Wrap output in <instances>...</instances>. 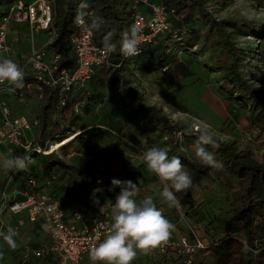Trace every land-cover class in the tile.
<instances>
[{"label":"rangeland","instance_id":"374dc122","mask_svg":"<svg viewBox=\"0 0 264 264\" xmlns=\"http://www.w3.org/2000/svg\"><path fill=\"white\" fill-rule=\"evenodd\" d=\"M202 2L208 12L217 20L229 19L243 21L244 23L252 21L254 26H264V0H202ZM193 19H195L193 20V27L196 30L198 29L195 38L188 33L187 35L183 34L186 33L184 28L179 29L182 42H187L189 39L193 46H179L177 42L171 39H168L169 41L166 44L164 43L167 41L166 36H161L155 40L152 46L155 47V45L160 44L162 52L158 51V53L160 56L165 55H163L162 60H159L162 63L154 74L146 77L136 74L135 79L131 80L133 76L127 74V66L125 65L122 66L123 68L120 67L119 73L107 68L97 72L87 86L89 95L88 99L84 101L88 102V107L82 109L77 104L73 105V116L70 122L64 128L62 125L58 126L61 130L59 138L63 139L77 135L74 142L71 141L62 148L50 152L54 156H39L37 159L43 163H48L54 157H60L62 162L66 161V163L74 164L76 157L65 159L64 155L68 152L66 153L64 150L68 147H72L74 150L78 148L79 144L88 142V127L94 128L95 131L102 134L105 138L111 139L110 131H114L120 137L125 138L126 125L121 124L119 126L117 124L120 121L111 103L116 97L117 84L125 83V85L133 88L143 105L153 107L168 122L177 123L187 129L199 122L206 124L208 131L214 136L217 146L208 145L205 147L208 151L215 154L218 161H220V153L225 148L233 151H249L251 157L259 161L264 156V125L248 126L246 115H252L255 107L251 110L252 112L249 109L246 110L247 108H242L238 105V102L229 99L227 93L219 88V86L226 87L220 81L221 74L216 69H210L206 65L205 59L208 52L201 49L200 38L205 26H202L198 17H193ZM173 29H177V25L173 24ZM254 30L257 35L261 32L259 29ZM226 31L235 46L239 47L244 55L239 62V71L242 78L248 83L250 88L264 95V34L258 37L254 33H250L245 26L238 28L231 26L226 28ZM37 38L38 34H33V41H31L28 33L16 28H10L8 31V41L12 44L15 57L19 61L30 51L32 42L34 46L36 45ZM150 49L149 47L146 48L149 51ZM164 50L166 51L165 53H163ZM153 60L148 58L146 64L155 63V60ZM161 67H166L164 73L159 71ZM23 72L24 74L28 73L26 68L23 69ZM37 102L38 96L32 90L29 92L28 97L15 98L10 106V111L14 115L32 119L34 118ZM124 120L127 121L126 119ZM141 124L143 126L142 130H146V126L148 129L150 127L144 120H142ZM150 130L153 131L154 128H150ZM34 132V129L31 130L32 135H34ZM176 137L178 139V152L193 162L199 163L192 147L198 139L196 130L193 129L189 137L180 135ZM113 140L115 141L114 138ZM117 140L119 141L118 144L121 145L122 151H124L123 149L127 150L124 151L125 155L113 153L109 156L102 154L101 150L93 151L97 146L96 144H93L95 147H91L92 150L89 153H83V155L89 158L93 156L92 161L103 158L111 163L113 161L119 162L121 166L116 171H113V174L120 176L121 180L123 177L128 178L133 175V171L142 166L139 159V156L142 158V153L135 155L134 159V153L130 149L131 146H127L122 140ZM50 144L52 148L54 142ZM109 147H112L111 144ZM166 148L168 149L167 145ZM135 166L137 167L136 169H134ZM210 170L212 169L210 168ZM95 173L100 172L96 171ZM153 180H155L152 184L156 188L155 195L157 198L162 199L160 192L163 189V184L159 179ZM238 186L239 182L229 175H222L221 172L218 174L214 171L211 172L207 180H204L200 186L192 190V197L198 208V224L184 216L183 212L176 206H168V211L171 212L175 220V223H172L174 225L173 235L178 237L183 232L181 228L185 230L186 226H189L206 246L208 236L213 237L215 240L228 235L231 238H235L240 244L239 252L235 254L234 260L241 255L250 257L249 253L252 251L245 244L239 226L230 220V210L235 206V194ZM263 235L264 230L260 232V237H263ZM255 245L258 247V243H255ZM177 257L176 254L165 257L145 256L141 252L137 254L132 264H178L179 262L176 261ZM252 257L254 259L253 263L259 264V258L254 257V255ZM19 259L20 264H31L29 259L26 261L20 254Z\"/></svg>","mask_w":264,"mask_h":264},{"label":"trees","instance_id":"16d2710c","mask_svg":"<svg viewBox=\"0 0 264 264\" xmlns=\"http://www.w3.org/2000/svg\"><path fill=\"white\" fill-rule=\"evenodd\" d=\"M14 0H0V16L3 14L6 7ZM25 1V0H24ZM53 1V19L50 29L53 31V41L44 47L46 55H56V65L58 69H65L70 72L74 68L73 54L69 44V36L73 30L74 12L73 5L75 0H52ZM161 3L172 18L173 24L177 25V30L184 28L186 33L191 37L197 36V30L193 27V17H198L205 30L201 35V49L208 52L205 63L210 69H216L221 74V82L226 87L219 86L220 89L227 93V97L238 102V105L246 110H252V115H246L248 126L264 125V95L249 87L248 83L242 78L239 71V62L244 56L241 49L233 43L230 39L226 28L231 26L243 27L245 26L250 33H256L254 29H259L261 32L258 37L263 36L264 26H254L252 21L244 23L243 21L229 20V19H215L206 9L202 0H155ZM90 9L98 17L104 21L99 32L92 35V44L95 46H103L102 41L104 35L112 30L116 31L115 40L119 39V35L125 29L130 28V9L125 0H88ZM166 36V43L170 39ZM193 41V40H192ZM197 42V41H196ZM146 45V60L148 58L154 59L155 63H147L146 72L151 69L159 68L163 55H159L160 44L152 46ZM179 46L190 47L193 46L188 39L187 42H182ZM166 48V47H165ZM144 49L139 56L134 58L145 57ZM158 54H157V53ZM166 51L164 50L163 53ZM159 57V59H157ZM131 58L123 59V56L117 51L109 56L108 62L116 64L122 61V66L129 63ZM153 60V61H154ZM147 62V61H146ZM149 64V66H148ZM151 64L152 67H151ZM121 66V68H123ZM103 68H107L113 72L119 73L120 68L114 69L108 66H103L94 71L93 75L85 86L72 94H70L64 102L62 107H58L57 90L47 89L41 87L36 90L38 102L34 110V118L36 126L34 128L33 143L39 148L47 149L51 142L59 143L63 139L59 125L66 126L72 118L73 105L81 104L85 99H88L89 91L88 85L95 77L97 72ZM24 87L15 89L16 94L13 96H0L1 100L12 97H28V87H35L34 79L29 73L24 74ZM121 91L125 94H130L136 104V110L146 116L150 127L158 130L164 135V140L168 149L169 158L178 157L184 165V170L188 171L192 177V186L180 193H175L178 203L175 205L183 212L184 216L191 219L198 224V208L192 197V190L195 187L209 178L210 168L200 163L193 162L178 152L177 135L182 137H189L188 129L177 124L170 123L168 120L157 113V111L150 106L143 105L139 98L135 96L131 89L125 87V83H121ZM120 92V93H123ZM20 95V96H18ZM5 102V101H4ZM8 102V101H7ZM5 102L9 107L10 103ZM247 106V107H245ZM252 112V111H251ZM247 114V113H246ZM249 114V113H248ZM222 152V151H221ZM41 156V155H40ZM54 156L52 153L41 157ZM220 162L223 164L222 171L239 182L238 190L235 194V206L230 210V220L239 226L241 236L252 251L249 253L250 257H243L242 255L234 260V256L239 252V245L235 238L224 235L218 239L208 236L207 246L202 251H198L192 256L191 264H254L253 255L259 258V264H264V235L260 237V232L264 230V156L259 161L251 157L250 152L246 150L233 151L225 148L220 153ZM58 166L62 169L70 168L64 165L55 157L48 163L41 161V173L48 174L50 169ZM30 176V175H28ZM32 177V176H31ZM34 178V177H33ZM263 233V232H262ZM258 243V247L255 245ZM256 246V247H255ZM171 253V252H169ZM173 254V253H172ZM167 254L166 256H171ZM182 257H177L176 261L180 264ZM174 261V259H173ZM233 261V262H232ZM35 264H54L50 261H34Z\"/></svg>","mask_w":264,"mask_h":264},{"label":"built area","instance_id":"2783aa9c","mask_svg":"<svg viewBox=\"0 0 264 264\" xmlns=\"http://www.w3.org/2000/svg\"><path fill=\"white\" fill-rule=\"evenodd\" d=\"M130 13V27L135 26L140 35V54L146 45H153L161 36L169 35L172 41L181 43L179 30L172 28V18L166 8L155 0H125ZM80 0H75L73 5L74 17ZM52 0H14L0 16V60L12 59L16 62L12 44L7 35L11 26H23L32 41L33 34L44 32L48 34L47 41L40 47L31 46L23 61L18 64L23 71L34 79L35 88L41 87L57 90L58 107L64 105L67 97L73 92L83 88L89 81L94 71L103 66L118 69L122 61L110 64L108 57L102 55L103 46L92 44V36L85 38L82 28L73 22V30L69 36V44L73 54L74 68L68 72L58 69L56 55H46L44 47L53 41V31L50 29L53 19ZM140 9H143L141 11ZM91 11V10H89ZM92 12V11H91ZM139 54V55H140ZM139 55L129 57L134 58ZM123 59H127L123 57ZM166 67L159 71L164 73ZM28 88V86H27ZM16 92L7 82L0 84V96H13ZM20 96V95H18ZM36 126L35 118L26 119L14 115L10 107L0 99V148L7 154L13 155H47L52 152L51 145L47 149L39 148L33 140H27L25 132H30ZM73 152L67 154V158ZM120 180V176H116ZM104 179L99 174H94V183L102 185ZM48 179L38 182L37 179L27 176L24 186L16 192L19 200L7 201L3 192L0 193V217L4 212L12 215H24L27 222H39L41 231L45 234L47 242L39 247L24 246L21 257L26 261H50L54 264H87L91 248L97 243V238L103 239L112 228L110 216L111 204L116 196L108 200H99L98 215L90 224H77L80 212L74 210L71 220L66 219L65 213L52 192L40 191V185L47 187ZM53 211H49L53 208ZM104 206V207H103ZM103 207V208H102ZM23 218L17 220V227L21 226ZM206 245L197 237L195 232L186 226L184 232L178 237L171 235L167 242L162 243L146 255L165 257L169 252L182 257L180 264H191L192 256L204 250Z\"/></svg>","mask_w":264,"mask_h":264},{"label":"crops","instance_id":"0c3cea01","mask_svg":"<svg viewBox=\"0 0 264 264\" xmlns=\"http://www.w3.org/2000/svg\"><path fill=\"white\" fill-rule=\"evenodd\" d=\"M140 10L143 11V9ZM10 28H16L20 31L22 30L27 33L23 26H11ZM35 34H38V38L35 42L36 45L34 46V43L32 42V46L40 47L47 41L48 34L44 32H38ZM144 47L145 49L143 51V55H145V57L131 58L129 63L125 65L127 66V74L133 76L131 77V80L135 79L136 74L141 75V77H146L156 72V69H151L150 71L146 72V46ZM27 54L23 56L21 61L17 60V57H15L16 62L20 64L23 59L27 56ZM117 87L118 89L116 90V97H114L113 102L111 103L113 104L115 108L114 111L117 113V118L120 121L117 124L119 126L121 124L126 125V135L124 134L125 138L120 137V135L114 133V131H110V134L112 135L111 139L105 138L102 134H99L97 131H95L94 128L88 127V142L79 144L78 148L74 150L72 149V147H68L64 150L66 153H70L71 151L73 152V156L70 158L76 157L74 164L66 163V161L62 162L60 160V157H55L57 160L61 161L64 165L69 166L70 168L62 169L58 166H54L50 169L48 174L43 175L41 173V160L37 159V157H39L40 155H29L33 163L24 171H5L0 168V193L3 192L5 194L7 201L20 199L16 192H18L24 186L25 180L28 175L37 179L39 184L41 181L48 179L50 181V184L47 187L40 185L39 190L49 191L54 194L59 205L65 213L66 219L71 220L72 212L74 210H78L80 212V220H78L76 223L90 224V222L98 215V204L93 203V193L96 192L95 198L99 200H108L111 199V197L117 196L119 194V188H115L112 191H109V188L111 187V180L113 178L116 179V176L115 174H113V171H116V169L120 168L121 164L115 161L111 163L109 161H105L106 159L103 158L101 160L96 159L92 161L93 156H91V158L85 157L83 153H89V151L92 150L91 147H95V145L93 144H96L97 146L93 149V151L101 150L102 154L109 156L113 153H118V155H125L124 151L127 150L123 149L124 151H122L121 145L118 144L119 141L117 139L125 142L127 146H131L130 149L134 153V159L135 155H138L140 153L143 154L145 150L153 146L163 148L165 151L167 150L166 143L165 141H163L164 135L162 133H160L156 129L152 131L150 130L151 127H149L148 129L147 126L145 127L146 130H142V120L146 121V124L150 126L146 116L136 110V104L132 96L130 94H125L123 91H121L122 88L120 85L117 84ZM125 87L131 89L133 94L137 96L133 88H131L129 85H126ZM27 89L29 90V92L33 90L35 93L37 90L35 87H28ZM11 98L12 97H8L4 100L5 102L8 101L7 103H10V106L14 102V99L12 100ZM77 106L82 109H85L88 107V102L83 101ZM123 118L127 121H125ZM24 137L27 140H33V135L30 132H25ZM76 137L77 135L71 136L69 138H63V140L58 144L55 142L53 145H60V147L56 148L53 151L62 148L64 145L68 144L71 141L74 142ZM113 138L115 139V141L113 140ZM110 144L112 146L111 148L109 147ZM0 154L7 153L0 148ZM67 154L64 155L65 159H69L67 158ZM139 159L141 160L142 166L137 168L136 165L134 169H137H133V175L129 176L128 178L123 177V179L121 180H130L133 183L137 184L139 189L136 196L137 201L139 202L145 197H151L156 206L162 210L165 217L171 223H175L171 212L168 211V205L162 202V199L157 198L155 195L156 188L153 187L152 184L153 181H155L153 179L158 178L148 171L141 156H139ZM96 171L100 173H95ZM213 171L217 172V174L221 172L222 175H226L222 171V169H212L210 170L209 174ZM94 174H99L103 177L104 182L102 185H96L94 183ZM98 189L100 191H96ZM110 216L112 217L111 212ZM20 218H23V223L21 226L17 227V220ZM9 228L15 230L17 234L15 237L17 247L15 248V250L10 249L9 246L3 240V236L0 235V264H20L19 254L21 253V250L24 246L36 248L47 242L45 234L41 231L39 227V222H27L24 219L23 214L12 215L8 212H4L0 217V233L7 234ZM183 229L184 228H181V231L184 232ZM139 253L141 252L138 251L137 254ZM143 254L146 256L145 253ZM29 262L31 264L35 263L32 259H30ZM87 264H91V261H87Z\"/></svg>","mask_w":264,"mask_h":264},{"label":"clouds","instance_id":"9594fccd","mask_svg":"<svg viewBox=\"0 0 264 264\" xmlns=\"http://www.w3.org/2000/svg\"><path fill=\"white\" fill-rule=\"evenodd\" d=\"M89 9L88 0H80L74 17V23L82 28L85 38L99 32L104 23L102 18ZM115 36V30L104 35L102 41L104 57L117 51L125 58L140 54V35L135 26L122 31L118 40L114 39ZM23 81L24 72L14 60H0V84L7 82L15 90L24 87ZM193 129L198 135L196 143L192 146L197 161L211 169L221 170L222 162L218 161L215 154L205 147L217 146L214 136L208 131V126L203 122L193 124L188 129L189 134ZM142 160L148 171L163 184L160 192L162 202L169 207L175 206L178 203L175 193L185 191L192 186V177L188 171L184 170L182 161L175 156L169 158L168 153L157 146L145 150ZM32 163L31 157L27 154L22 156L11 153L0 154V168L5 171H24ZM115 188H119L120 192L115 202L111 204L112 228L103 239L98 237L97 243L91 248L89 253L91 264H132L138 251L146 253L167 242L174 230V225L165 217L151 197L137 201L136 196L139 191L137 184L130 180L121 181L113 178L109 191ZM95 197L96 192L93 193V203L99 204ZM53 210L54 206L49 209V211ZM0 235L3 236L9 248L15 250L17 247L15 230L9 228L7 234L0 233Z\"/></svg>","mask_w":264,"mask_h":264},{"label":"bare ground","instance_id":"6f19581e","mask_svg":"<svg viewBox=\"0 0 264 264\" xmlns=\"http://www.w3.org/2000/svg\"><path fill=\"white\" fill-rule=\"evenodd\" d=\"M63 143V142H62ZM58 144V143H57ZM61 144V143H60ZM63 145V144H62ZM58 147H60V145H52V148H51V150L53 151V150H55L56 148H58Z\"/></svg>","mask_w":264,"mask_h":264}]
</instances>
